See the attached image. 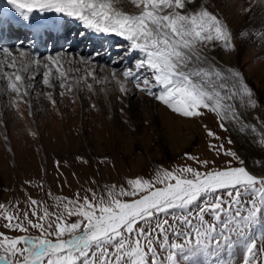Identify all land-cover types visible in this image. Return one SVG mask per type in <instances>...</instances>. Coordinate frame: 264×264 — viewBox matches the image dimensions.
Returning a JSON list of instances; mask_svg holds the SVG:
<instances>
[{
    "label": "snow or ice",
    "instance_id": "1",
    "mask_svg": "<svg viewBox=\"0 0 264 264\" xmlns=\"http://www.w3.org/2000/svg\"><path fill=\"white\" fill-rule=\"evenodd\" d=\"M131 3L138 11L124 10L120 0H7L24 20L34 11L61 14L96 33L127 41L133 64L120 76L111 73L121 94L132 91L131 83L183 118L200 119L211 113L221 130L231 126L238 133H255L264 145V129L245 122V113L261 107V102L240 71L212 55L217 49L235 52V41L251 39L253 34L246 30L234 34L215 11L213 0ZM251 10V2L240 9ZM5 22L0 12V25ZM0 51L5 54L0 60V82L5 86L0 91L9 94L17 110L19 103L31 104L25 97L34 91L38 76L51 89L40 95L53 107L56 95L71 96L80 84L91 92L94 83H108L94 70L74 67L71 59L59 55L42 62L24 51ZM202 126L207 137L220 140L207 124ZM208 147L217 157L231 159L219 166L215 160L185 153L204 170L191 165L161 168L152 179H128V188L110 185L105 194L89 188L90 196L81 197L79 192L75 199L58 196L55 212L47 206L41 210L31 197L27 210H21L19 202L11 211L0 204L6 230L0 231V264H232L221 260L229 250H234L235 264H264V247L259 243L264 228L260 232L254 228L264 225V174H256L223 142Z\"/></svg>",
    "mask_w": 264,
    "mask_h": 264
},
{
    "label": "rangeland",
    "instance_id": "2",
    "mask_svg": "<svg viewBox=\"0 0 264 264\" xmlns=\"http://www.w3.org/2000/svg\"><path fill=\"white\" fill-rule=\"evenodd\" d=\"M254 2L251 3L254 8L246 14L240 11L242 6L237 5L235 9V0H213L215 11L227 21L234 34L246 30L253 37L247 40L237 39L235 52L227 53L217 49L212 55L221 64L243 74L261 102L257 114L262 123L264 36L261 33H264V0ZM120 5L137 10L131 0H120ZM252 11H256L255 14ZM245 20L248 22L246 25ZM108 42L105 41L104 45ZM125 42L121 39L117 41L112 49L113 54L102 60L96 59V54H101L102 46L92 49L91 39H87L84 45H78L75 48L77 52L67 50V53L72 56L75 67L85 69L88 64L91 65L98 79H103V68L114 69L120 76L126 66H132L135 58L126 52ZM84 47L90 52H82ZM50 53L54 56L61 52L55 49ZM40 81L41 77L38 76L34 91L29 97H25L31 104L19 103L18 110L10 104L9 94L0 91V204H4L10 211L17 202L21 210H27L30 207L27 200L31 197L39 202L41 210L47 206L50 212H55L59 210L55 199L58 196L75 199L77 192L81 197L85 194L90 196L86 191L89 188L98 194H105V186L110 185H116L117 189L128 188V179H152L161 168L173 170L191 165L204 170L185 153L200 159L215 160L219 166L231 159L217 157L209 149V143L223 142L224 147L236 151L248 167V161L255 166L254 161L260 162L258 157L264 154V145L261 146L258 142L257 147L262 152L252 154L250 160L241 154L235 141V132L230 126L228 131L221 130L218 118L211 113L200 119H187L167 108L169 113L188 123H179L178 130L164 126L157 113L159 106L164 105L138 92L131 83L132 91L129 94H109V99L105 90L100 89L106 84L94 83V90L91 92L84 85H78L71 96L66 94L61 98L56 95L57 104L53 107L40 95L51 91ZM89 82L93 83L91 80ZM4 86L0 82V88ZM59 90L57 88V92ZM72 99H75V103H72ZM93 104L95 108L91 107ZM250 115H253V110L245 113L246 119ZM204 124L217 133L219 141L207 137L202 126ZM175 133L178 135L176 141L172 139ZM229 138L233 140L232 144L227 143ZM140 159L142 161L138 162ZM74 219L69 218L70 222ZM3 223L0 219V231H6L2 227ZM254 228L256 232H260L264 225ZM33 234L38 233L33 230ZM259 243L264 247V240ZM232 251L234 250H229L228 255L222 256L221 260L227 259L235 264ZM205 259L210 261L211 258Z\"/></svg>",
    "mask_w": 264,
    "mask_h": 264
},
{
    "label": "bare ground",
    "instance_id": "3",
    "mask_svg": "<svg viewBox=\"0 0 264 264\" xmlns=\"http://www.w3.org/2000/svg\"><path fill=\"white\" fill-rule=\"evenodd\" d=\"M248 1L249 0H235V3H234L235 9L237 8V5H239L240 7L243 6L245 8L249 7L250 2H248ZM250 1H251V3H252V1L254 2V0H250ZM253 4H255V2ZM119 6L122 7L124 10L129 11V12L138 11V10H135V9H128V8H126V7H124L123 5H120V4H119ZM252 8H254V7L252 6ZM0 12H4L7 21H9L10 24L14 25L15 27L19 26L23 21H33L34 24H37L38 26H41V27H42V25H44L46 27V26H48V24L50 25V24H53V23H56L58 25H60V24L63 25V22H67L70 25H72L73 28L74 27H76V28L78 27L81 30H87V28L80 21L75 20L74 18L62 16L61 14H56V13H43V14H40V13L34 11L31 14V17H30L29 20H24L22 17L19 16L18 13L15 12V9L12 8L11 5L7 4V0H0ZM252 12H253V14H255L254 12H256V11H252ZM251 15H252V13H251ZM252 17H253V15H252ZM241 18H243V17H241ZM241 18H240V21H241ZM244 22H245V25L248 24V22L246 20ZM88 30H89V34H88L89 36L88 37L94 39V43H93V47L92 48L95 49L97 46L98 47L102 46L101 54H98V55L96 54V59L100 58L102 60L103 57H104V59H105V57L109 58L113 54V50L112 49H113V46H115V43L117 41H119L120 39L124 40L122 37L117 36L115 34H111V33H108V34L96 33V32H94V31H92L90 29H88ZM72 31H73L72 28H70L69 29V33H72ZM84 37H82L79 41H76L75 44L77 45L79 42L84 44V41H85V40H83ZM104 40L105 41H109L106 46L104 45V43H105ZM125 43H127V41ZM55 46L58 47L59 45H55ZM74 47L75 46H73V44H71V46H68V47H65V48H64V46H62V48L66 49V50L73 49ZM16 48H17V50L15 49V46H12L10 48V50L14 54H18V51H24V52L29 53V55H34L33 51H32V47L31 48L30 47L29 48L16 47ZM66 50H64L63 52L60 51L61 53L55 54L54 56H58V55L61 56V57L64 56L63 58H65V56H67L66 57L67 59H71L72 56L69 53H67ZM51 54H47V55H44V56L40 55L39 58L41 59L42 62H44L48 56H52ZM226 57L228 58V56H226ZM2 59H4V53L2 51H0V60H2ZM78 59H80V58H78ZM64 62L65 61L62 59L61 63H64ZM72 66H74V65L72 64ZM104 67H106V66H104ZM86 68L94 70L93 67L91 65H89V64L86 66ZM41 70H43V69H41ZM113 71H115L117 76H119L116 70L103 68V79L106 78L108 80V83L106 84V86H103L100 89L105 90L104 92H106L108 99H109V94L116 95V94L119 93L116 81L114 79H112V77H111V73ZM80 85H83V84H80ZM129 87H131L130 83H129ZM106 103H108V102H106ZM147 110L150 113V110L148 108H147ZM158 110H157V113L159 114L160 121H163V125L164 126H169L170 129L175 127V129L178 130V128L180 127L179 123H181V122L188 123V122H186L185 119L179 118L176 115H172L171 113H169L167 107H165V106H159ZM257 112H258V109L253 110V115H250L249 118L246 119L247 121L246 120L245 121L247 123H249V124L255 123L256 126H257V129L261 130V129H264V125L260 122ZM150 114H149V116L152 117V115H150ZM162 116H163V118H162ZM174 121H176V122H174ZM230 128L235 132V141L237 143V147H238V149H239L241 154H243L244 156H246L250 160L252 154H255V153H258V152H262V151H260L259 147H257L256 142H257L258 138L256 137L255 133H251V132L238 133L231 126H230ZM177 136H178L177 133L173 134L172 135V139L174 141H176L177 140ZM262 155L260 157H258V160H260V162H258V161L255 162L253 160L254 163H256L255 166H252V164H250V161H248L249 168L251 170H253L256 174H264V154H262ZM140 161H142V159H140L138 162H140Z\"/></svg>",
    "mask_w": 264,
    "mask_h": 264
}]
</instances>
